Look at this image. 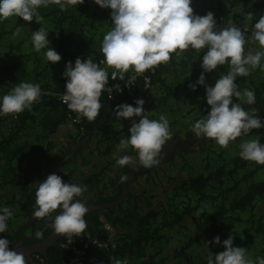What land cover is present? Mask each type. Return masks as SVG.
<instances>
[{
	"label": "trees",
	"instance_id": "obj_1",
	"mask_svg": "<svg viewBox=\"0 0 264 264\" xmlns=\"http://www.w3.org/2000/svg\"><path fill=\"white\" fill-rule=\"evenodd\" d=\"M241 6L245 14H253L252 21L242 15ZM191 7L200 16L212 12L220 28L228 26L229 21L241 29L249 27L246 35H251L252 25L264 15V0H192ZM38 11L43 17L40 23H28L19 17L0 22V100L21 82L39 84L42 90L39 102L33 103L30 110L0 115V208L9 207L13 212L7 222L8 231L0 235L12 236L13 229L20 235L28 231V235L30 228L45 227V236L52 229L46 227L50 218L32 217L35 191L46 179V173L41 172L65 173L61 176L65 183L86 186L78 199L86 205H96L114 201L115 198L106 200L103 195L111 192L109 185L113 187L112 194L119 195V172L127 169L132 177L128 176L125 183L127 195L123 200L88 210L84 217V232L102 239L107 234L97 219L103 216L116 231L114 245L108 249H88L93 258L83 264H112L113 258L126 260L127 264H207L209 256L224 251L223 241L230 235L233 246L247 249V256L253 261L264 257V165L239 156V144L246 140L258 139L264 144V128L250 130L249 135L238 137L227 148L198 139L191 132L195 121L210 111L204 87L197 85L195 91L189 88L202 72L204 52L190 48L180 56L172 54L167 64L146 71L129 87L114 90L109 97L102 94V107L95 120L90 122L82 117L83 131L68 143L59 142L55 135L59 126L74 113L59 99L67 82V78H62L65 64L74 65L77 57L97 64L103 60L100 46L113 26L111 10L100 8L93 0H84L67 11L56 5ZM40 27L49 32L50 47L61 56L55 64L44 58L46 50L37 53L33 49L32 31ZM17 28L20 34L14 35ZM249 48L260 50L252 42L245 45L246 51ZM107 70L109 74L112 71ZM226 70L227 65L205 73L206 84L214 86ZM131 72L132 69L125 78ZM115 81L118 80L109 76L108 84ZM236 83L241 89L253 90L256 101L248 105L233 98V103H243L246 110L257 109V116L264 120V71L258 68L248 77H239ZM137 99L145 101L143 108L151 111L150 119L165 115L169 120L172 139L166 143L187 139L192 144L182 142L171 153L165 149L168 146L164 147L167 155L149 169L118 166L114 155L136 154L131 149L117 153L120 139L129 136L132 120L117 119L113 110L120 104L135 107ZM132 119L138 122L140 117ZM51 152H60L57 160L46 158ZM111 167L117 169L116 179L104 181L107 171L103 169ZM95 197L99 199L95 201ZM199 209L203 213L199 214ZM216 236L220 237V244H205ZM62 244L78 242L75 237L69 240L58 236L44 254L37 252L30 259L25 257L27 264L36 263L34 255L42 258L44 264H60L71 253Z\"/></svg>",
	"mask_w": 264,
	"mask_h": 264
},
{
	"label": "clouds",
	"instance_id": "obj_2",
	"mask_svg": "<svg viewBox=\"0 0 264 264\" xmlns=\"http://www.w3.org/2000/svg\"><path fill=\"white\" fill-rule=\"evenodd\" d=\"M100 8L110 9L113 25L102 39L100 51L103 60L100 64L91 59L83 61L77 57L65 64L62 78H67L62 102L67 108L88 121H94L102 107L100 97L107 90L111 92L114 85L108 87L109 76L112 80H125V74L132 69L137 75L155 70L161 64H167L172 54L180 56L190 48L198 53L204 52L200 67L202 69L195 84L189 88L195 91L197 85L205 89L206 104L210 111L196 120L191 132L196 138L214 141L219 147L227 148L238 137L249 135L250 130L264 128V120L258 116L257 109L246 110L243 103L253 105L256 96L253 90L241 89L236 83L239 77H248L252 71H264V15L251 27V35H246L249 27H238L233 21L228 26L218 27L214 14L208 12L203 16L194 14L192 0H93ZM84 0H0V22L10 17H19L25 22L43 19L38 9L56 5L61 11L83 4ZM242 15L249 21L254 19L252 13ZM48 33L43 27L32 31L31 41L35 52L44 51V58L55 64L61 56L50 47ZM17 28L14 35H19ZM249 42L258 45L254 51L245 45ZM227 65L226 72L219 75L214 86H208L205 73ZM107 69H112L111 73ZM136 76L127 77L126 87L133 84ZM146 81L148 80L145 77ZM42 90L39 84L21 82L3 95L0 100V115L19 114L30 110L33 103L39 102ZM236 101L243 103H233ZM145 101L137 99L135 107L130 104L117 105L113 113L117 119L132 120L129 136L120 139L117 153L131 149L133 155H114L120 167L139 165L149 169L160 164L163 159V146L172 139L170 123L165 115L159 119H150L151 111L143 108ZM140 117L139 121L132 119ZM74 137V136H73ZM63 141L68 143L69 139ZM183 140V139H182ZM187 142V139L186 141ZM241 159L264 165V144L258 139L246 140L239 144ZM107 175L104 181L107 180ZM127 176H121L120 182H126ZM86 191V186L65 183L55 173L50 174L39 183L35 191L34 219L50 218L46 227L53 233L69 240L81 236L87 228L85 216L88 207L78 199ZM57 210L58 214H57ZM198 213H203L199 209ZM55 214V215H54ZM13 212L9 207L0 208V233L8 231V220ZM100 217V216H99ZM98 217V218H99ZM103 217V216H101ZM98 222V219H97ZM37 240H43L42 231L35 233ZM220 244L216 236L205 244ZM224 251L208 257L207 264H264V257L255 261L247 256V249L233 246L230 235L223 241ZM37 253V252H35ZM32 256V255H31ZM23 252L9 250V241L0 238V264H27ZM36 255H34V258ZM112 264H127V261L112 259Z\"/></svg>",
	"mask_w": 264,
	"mask_h": 264
},
{
	"label": "built area",
	"instance_id": "obj_3",
	"mask_svg": "<svg viewBox=\"0 0 264 264\" xmlns=\"http://www.w3.org/2000/svg\"><path fill=\"white\" fill-rule=\"evenodd\" d=\"M110 16V13H109ZM219 25V24H217ZM100 64V61H99ZM101 67H104L103 64H100ZM146 73V72H145ZM144 73V74H145ZM144 74L142 76H144ZM141 76L137 75L133 70L130 76ZM118 80L113 83L108 84V87H113L114 85H118L119 87H113L111 92L105 90L102 94H106L111 96L112 91L114 90H121L122 88L126 87V80ZM146 80V79H145ZM64 92L59 95V99L62 102V96ZM68 117H70L66 123L61 124L56 132V139L61 142L65 141L68 137H76L83 131V125L82 123V117L77 121V114H69ZM69 131V132H67ZM99 226L101 229H103L106 232V237L102 239H98L95 237H90L87 233L83 232L81 233V236L75 237L77 239L78 244H62V246L68 250L71 251L70 255L67 257V259L63 260L60 264H83L85 261L92 259L93 257H90L88 255V249L90 248H96V249H108L110 247H113L114 241L116 238V231L113 228V226L106 221L103 217L98 218ZM36 263L35 264H44L43 259L40 258L38 255H36Z\"/></svg>",
	"mask_w": 264,
	"mask_h": 264
},
{
	"label": "flooded vegetation",
	"instance_id": "obj_4",
	"mask_svg": "<svg viewBox=\"0 0 264 264\" xmlns=\"http://www.w3.org/2000/svg\"><path fill=\"white\" fill-rule=\"evenodd\" d=\"M189 138H191V137H189ZM182 143V141H180V142H177V143H175V144H169V143H166L164 146H163V156H165V155H167L166 154V151H165V149H168V153L170 152L171 153V150H173V149H176L180 144ZM190 144H192V141H190V142H187V145H190ZM168 146V147H167ZM164 147H167V148H165L164 149ZM54 151H56V150H54ZM49 157H46L47 159H51V160H57V158H58V156L60 155V152H51V154H47ZM62 161V160H61ZM121 168H123V167H121ZM131 168V167H130ZM131 169H133V168H131ZM104 170V172L105 171H107V177H108V179L110 180V181H113V180H115L116 179V174L118 173L117 172V169H115L114 167H111V168H104L103 169ZM51 171V170H50ZM50 171H48V172H41V173H46V178H47V176L48 175H50V174H53V173H49ZM56 175H58V176H65L66 174L65 173H62V172H60V171H56V172H54ZM121 176H131L132 177V175H131V173L130 172H128V170L127 169H123L121 172H119V183H120V185H121V190H120V193H119V195L116 197V195H117V193L118 192H113V194H112V190H113V187L111 186L110 187V185H109V190H108V192L109 191H111L108 195H103V198L104 199H106V200H108L109 198H115L114 199V201H112V202H110V203H107L106 205H114L113 203L114 202H116L117 201V199H118V197H120L121 195H123V192L125 193V191H126V182H120V178H121ZM64 180H69L68 178H63ZM109 181V182H110ZM117 188H115V190H116ZM124 197H125V194H124ZM123 197V198H124ZM99 199V197H95V201H97ZM123 200V199H122ZM119 203V202H118ZM117 203V204H118ZM90 205H94V204H90ZM89 211L91 210V209H88ZM44 229H45V227L42 229H39V227L35 230V228H30L29 229V231H30V234L28 233V235H27V232L26 231H24V232H22L21 233V235H20V233H18V232H16L15 233V229H13L12 231H11V233L10 234H12V236H7V237H5V236H3V235H0V238H5V239H7L8 241H9V247H12V248H16V249H18V248H20V247H29V246H32V245H34V244H37V243H39V242H41V241H44L45 239H47L50 235H51V233H53V229H50L49 230V232L44 236V239L43 240H37L36 238H35V233L37 232V231H42V232H44ZM22 236H23V238H22ZM58 238V235L56 236V238L54 239V241H51L48 245H47V247L49 246V245H52V244H54L55 242H56V239ZM47 249V248H46ZM39 253H41V252H39ZM43 254V253H42ZM31 255H32V253L30 254V255H27V257H31Z\"/></svg>",
	"mask_w": 264,
	"mask_h": 264
},
{
	"label": "water",
	"instance_id": "obj_5",
	"mask_svg": "<svg viewBox=\"0 0 264 264\" xmlns=\"http://www.w3.org/2000/svg\"><path fill=\"white\" fill-rule=\"evenodd\" d=\"M182 142H185L186 139H183L181 140ZM124 192H123V195H121L120 197H118L117 201L114 202L113 204L116 205L118 202H120L123 197H124ZM88 207V209H98V208H102V207H105V206H108L106 204H96V205H86ZM57 234H54V233H51V235L45 239L44 241H41L37 244H34L32 246H29V247H20L18 249L16 248H12V247H9V250H14V251H17V252H23V254L25 256L27 255H30L31 253H35V252H41V253H45V250L47 248V245L51 242V241H54V239L56 238ZM59 236V235H58ZM30 259V256L28 257Z\"/></svg>",
	"mask_w": 264,
	"mask_h": 264
},
{
	"label": "bare ground",
	"instance_id": "obj_6",
	"mask_svg": "<svg viewBox=\"0 0 264 264\" xmlns=\"http://www.w3.org/2000/svg\"><path fill=\"white\" fill-rule=\"evenodd\" d=\"M152 107H153V106H152ZM172 164H174V163H172ZM175 164H176V163H175ZM169 167H170V166H169ZM171 168H172V167H171ZM172 169H173V168H172ZM171 171H172V170H171ZM128 172H129V171H128ZM164 174H165V173H164ZM169 177H170V176H169ZM169 177H168V178H169ZM156 179H157V178H156ZM178 180H179V179H178ZM166 181H167V180H166ZM166 181H165V182H166ZM176 181H177V180H176ZM153 182H154V181H153ZM175 183H176V182H175ZM163 184H164V182H163ZM167 184H168V183H167ZM172 184H174V183H172ZM154 185H155V184H154ZM174 185H175V184H174ZM171 186H172V185H171ZM145 187H146V186H145ZM167 187H168V186H167ZM128 188H129V187H128ZM134 188H135V187H134ZM140 188H141V187H140ZM150 189H151V188H150ZM131 190H132V189H131ZM146 190H147V189H146ZM151 190H152V189H151ZM159 190H160V189H159ZM143 192H144V191H143ZM148 192H149V191H148ZM148 192H147V193H148ZM151 192H152V191H151ZM154 192H155V191H154ZM158 192H159V191H158ZM125 193H126V191H125ZM131 193H132V192H131ZM125 195H127V194H125ZM138 197H139V196H138ZM146 197H147V196H146ZM144 198H145V197H144ZM154 198H155V197H154ZM86 204H87V203H86Z\"/></svg>",
	"mask_w": 264,
	"mask_h": 264
},
{
	"label": "rangeland",
	"instance_id": "obj_7",
	"mask_svg": "<svg viewBox=\"0 0 264 264\" xmlns=\"http://www.w3.org/2000/svg\"><path fill=\"white\" fill-rule=\"evenodd\" d=\"M190 158H194V156L190 155ZM158 191H161V190H158ZM160 195L162 196V191L160 192Z\"/></svg>",
	"mask_w": 264,
	"mask_h": 264
}]
</instances>
